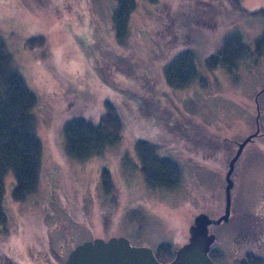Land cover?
I'll list each match as a JSON object with an SVG mask.
<instances>
[{
	"label": "rangeland",
	"instance_id": "374dc122",
	"mask_svg": "<svg viewBox=\"0 0 264 264\" xmlns=\"http://www.w3.org/2000/svg\"><path fill=\"white\" fill-rule=\"evenodd\" d=\"M115 1L0 0V37L37 96L43 147L34 193L14 200L13 176L4 180L7 229L0 231V264H30V247L49 250L52 245L62 252L61 241L71 248L111 236H125L152 250L161 243L179 248L197 211L214 217L221 213L224 174L235 142L255 131V96L263 135L246 143L233 169L246 207L264 205V91L257 94L264 87V55L249 73L241 65L233 78L224 69L209 73L199 64V77L184 88L169 87L163 75L165 64L182 49H195L201 60L236 29L250 42L257 33L255 22L240 20L236 13L226 16L227 0H135L126 43L120 46L112 23ZM240 4L248 11L264 9V0ZM37 34L45 38L44 46L24 42ZM123 93L141 99L149 110L132 107L129 99L128 106ZM105 101L122 110L121 138L83 161L65 156L60 145L63 120L76 114L99 120ZM138 138L156 142L160 155L177 162L176 187L153 189L145 183L134 147ZM102 168L112 178L108 193L101 186ZM223 235L220 243L228 252Z\"/></svg>",
	"mask_w": 264,
	"mask_h": 264
},
{
	"label": "trees",
	"instance_id": "16d2710c",
	"mask_svg": "<svg viewBox=\"0 0 264 264\" xmlns=\"http://www.w3.org/2000/svg\"><path fill=\"white\" fill-rule=\"evenodd\" d=\"M112 12V23L116 43L125 45L128 36V19L136 7L135 0H116ZM229 9L226 16L236 13L250 19L257 26V33H252L250 42L238 29L227 33L220 48L207 57L198 58L195 49L185 48L175 53L163 68L165 83L172 88H184L194 82L198 76L200 64L207 72L224 69L230 76L239 74V67L245 64L247 72L253 63L261 60L264 55V9L246 10L240 0H227ZM213 10V9H210ZM210 10H207L209 12ZM218 12H221L218 10ZM212 15L215 11L211 12ZM251 16V18H250ZM187 22H183L184 27ZM182 26V25H181ZM198 41V40H197ZM196 41V42H197ZM29 46H44L43 35H31L24 39ZM86 47L82 51L86 56ZM251 72V71H250ZM201 79L199 78V81ZM260 92L259 94H261ZM258 94V95H259ZM122 99L131 100L132 107L141 111L149 110L141 103V99L126 93ZM37 96L29 87L23 74L14 62L13 56L4 40L0 37V231L6 232L7 216L3 207L4 180L12 175L14 186L10 195L17 201H23L34 193L40 180L43 147L37 132V116L35 106ZM104 113L99 120L82 115L65 118L61 124L60 145L65 156L83 161L98 156L107 147L116 144L123 130L122 110L105 101ZM128 105V103H127ZM129 106V105H128ZM135 150L140 160V171L145 183L153 189H172L178 185L180 167L169 156L160 155L156 150L159 144L148 139L138 138ZM101 186L104 193L113 187L112 178L105 168L101 170ZM154 250L158 261L164 263L173 257L174 250L169 244L161 243Z\"/></svg>",
	"mask_w": 264,
	"mask_h": 264
},
{
	"label": "water",
	"instance_id": "95a60500",
	"mask_svg": "<svg viewBox=\"0 0 264 264\" xmlns=\"http://www.w3.org/2000/svg\"><path fill=\"white\" fill-rule=\"evenodd\" d=\"M264 91V87L257 94ZM256 94V95H257ZM257 114L255 117V131L236 143L234 154L227 162L225 172V206L224 212L218 218H210L205 213L193 216L188 226L187 241L179 248H175L173 257L167 262H160L154 251L147 246L133 245L125 236H111L109 238H94L76 245L68 254L64 264H214L209 257L210 246L215 242L216 236L208 233L210 224H218L227 219L230 206V188L232 186L231 172L240 151L246 143L259 135L258 100L255 96ZM245 264V263H244Z\"/></svg>",
	"mask_w": 264,
	"mask_h": 264
},
{
	"label": "flooded vegetation",
	"instance_id": "af4514ba",
	"mask_svg": "<svg viewBox=\"0 0 264 264\" xmlns=\"http://www.w3.org/2000/svg\"><path fill=\"white\" fill-rule=\"evenodd\" d=\"M260 135L263 134L259 133ZM236 173L238 171L233 169L230 175L232 186L229 193L230 206L227 219L218 224H210L207 227L208 233L216 236L215 242L210 246L209 257L214 264H264V205L260 206L259 209L258 206L256 209L246 207L247 204L244 198L240 199L239 191L235 186L237 183L234 180V174L236 175ZM260 196H263V194H260ZM251 200L257 202V195ZM261 200H264V198H261ZM253 202L248 203V205L253 206ZM224 204L225 191L223 208L219 215L214 217L203 211H197V214L205 213L210 218H218L224 212ZM220 225L223 226L220 234H224L223 236L229 246L228 252L224 244L220 243V234L216 230ZM56 239L59 240L60 237ZM61 243L62 252L55 250L52 245L49 246V250H44L42 246L30 247L27 252V262L30 264H64L68 254L76 245L70 248L67 244H64L65 242L61 241ZM50 252H52V257L48 254Z\"/></svg>",
	"mask_w": 264,
	"mask_h": 264
}]
</instances>
